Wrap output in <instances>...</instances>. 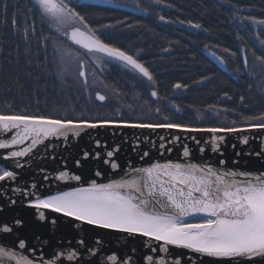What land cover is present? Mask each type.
<instances>
[{
  "label": "snow or ice",
  "instance_id": "snow-or-ice-1",
  "mask_svg": "<svg viewBox=\"0 0 264 264\" xmlns=\"http://www.w3.org/2000/svg\"><path fill=\"white\" fill-rule=\"evenodd\" d=\"M137 5V0H126L121 7L139 8ZM4 7L6 9L7 5L4 4ZM35 7L50 27L62 32L88 53L98 54L99 59L93 57L97 61L107 57L108 62L122 64L137 72L141 78H146L150 85H156L153 71L146 62H141L139 55L106 42L98 34L99 30L89 28L86 15L77 10V7L101 6L77 5L76 0H36ZM159 19L162 22L165 20L164 16ZM78 21L89 30L72 29L71 26ZM252 23L264 25V20H253ZM189 24L196 29L201 27ZM260 43L264 45V41ZM60 55L64 64L62 70L78 59L70 48H62ZM208 55L219 64L224 63L214 52ZM80 64L83 67V61ZM79 75L84 77L85 72L81 70ZM175 88L180 89L181 84L176 83ZM224 95L227 97L228 94ZM151 96L156 97L157 92L152 91ZM98 99L105 101L106 97L98 95ZM155 111L159 113L160 109ZM108 128L209 133L211 140L207 145H202L195 136H186L185 139H191L201 155L210 151L222 156L223 134L264 130V113L248 117L239 127L193 126L172 122L168 116L163 122H144L133 119L90 120L82 116L72 118L28 111L0 113V130L6 135L11 133L10 139H0V150H8L6 155H0V159L16 161L14 168L0 167V213L4 207H14L22 198L27 207L34 209L40 222L56 224L60 217L70 218L146 241L141 244L143 251L137 256L135 248L126 253L105 251L99 237L95 238L94 247L80 239L77 244L83 246V252H69V264L73 261L75 264H197L193 257L214 258L216 264H231L238 259H242L244 264H264V170L230 169L223 159L217 165L194 162L186 145H182V160H152L140 167L129 162L125 169L118 159L121 144L109 145L107 141L102 143L100 139H95L98 151L94 155L84 151L82 156L84 160L92 156L107 166L112 174L107 182H100L106 171L96 169L87 179L83 174L60 170L55 179L63 182L64 187L55 192H41L36 184L29 188L27 184L18 183L21 170L29 166L27 159L38 154L35 151L38 146L54 149L56 144L50 141H60L66 146L70 138H79L87 130ZM159 140L158 144L149 141V148L140 152L138 149L143 141L138 139L131 150L141 161L150 157L152 149L163 156L165 152L173 151L172 146L180 143L181 136L174 135L170 140L161 136ZM241 143L248 145L249 137L245 135ZM259 145V150L236 152L237 159L232 163L238 165L242 155L264 158V138H260ZM13 148L19 150H11ZM75 167H81V160L75 161ZM43 179L48 181L50 178L45 175ZM49 213L57 215L50 219ZM23 224L24 221L18 217L0 215V264H64L63 249L44 253L47 245L32 244L29 237L20 234ZM174 249L187 250V254L177 253ZM38 250L41 253L39 257L36 256ZM199 264H204V261L200 260Z\"/></svg>",
  "mask_w": 264,
  "mask_h": 264
},
{
  "label": "trees",
  "instance_id": "trees-1",
  "mask_svg": "<svg viewBox=\"0 0 264 264\" xmlns=\"http://www.w3.org/2000/svg\"><path fill=\"white\" fill-rule=\"evenodd\" d=\"M137 3L139 8L133 11L106 5L77 10L106 42L139 55L154 73V86L107 57L101 66L94 64L86 54H98L88 53L50 27L36 12L34 0H3L0 113L28 111L144 122H163L168 116L172 122L200 127H239L248 117L264 113V45L260 43L264 25L252 23L264 20V0ZM76 4L98 5L80 0ZM189 22L201 27H191ZM67 45L81 51V58L91 66L94 75L89 80L75 66L62 70L60 50ZM207 49L220 54L231 72L217 66L206 55ZM82 68L79 64V71ZM152 90L157 98L151 96ZM97 92L105 95V101L97 99Z\"/></svg>",
  "mask_w": 264,
  "mask_h": 264
},
{
  "label": "water",
  "instance_id": "water-1",
  "mask_svg": "<svg viewBox=\"0 0 264 264\" xmlns=\"http://www.w3.org/2000/svg\"><path fill=\"white\" fill-rule=\"evenodd\" d=\"M81 2L106 5L111 7H121L123 4H119L115 0H80ZM129 10H136L133 7H121ZM75 29V28H73ZM84 30V29H82ZM72 42V41H71ZM73 43V42H72ZM74 44V43H73ZM78 46V45H77ZM80 47V46H79ZM209 52H214L217 57L221 58L224 63L219 64L217 60H214L208 55ZM206 55L221 69L226 72H231L228 68L224 58L217 52L207 49L205 50ZM244 66L248 70V60L244 51H242ZM155 91V90H152ZM98 95H103L102 93H96ZM154 98H157L154 97ZM99 100V99H98ZM102 102V101H101ZM115 133V134H113ZM181 136V141L179 144L173 145V151L171 153L165 152L161 156L155 149L151 150L150 157L145 158L144 161L139 159V156L131 150V147L136 144L139 139L143 141L140 149L138 151L142 152L149 148V141L158 144L160 142L159 138L161 136L168 138L169 140L174 136ZM225 140L221 142L223 155L212 154L210 151L201 155L198 151V146L191 141V139H185V137L195 136L201 141L202 145L210 144L211 134L209 133H182L176 130L158 129L153 131L151 129H97V130H87L86 134H82L79 138H70L66 142V146L60 141H50V143H55L56 147L45 148L43 145L38 146L35 150L36 155L32 158L27 159V165L21 170V179L18 181L19 184H27L31 188L32 184H36L39 191H52L55 192L64 187L63 182H57L55 179L58 176L60 170H71L76 174H83L84 178L87 179L92 176L96 169H101L106 171L105 177L100 182H107L108 179L112 178L110 170L107 166L103 165L100 161L95 160L92 156L88 160H84L82 153L88 151L94 155L98 149L95 147V139H100L102 143L107 141L109 145L121 144V151L118 153V159L122 168L127 169L129 162L136 167L146 165V163L152 160H182V145L189 147L192 155L191 159L194 162H211L213 165H217L218 161L223 159L227 161V168H237L244 170H264V158L257 159L254 155L245 156L242 155L239 158V164L234 165L233 160H236V152L247 153L254 150H259V140L264 138V130H254L247 133H224ZM247 135L249 137V144L243 145L241 143L243 137ZM11 133L4 134L0 130V139H10ZM127 141V143H125ZM28 142H25V145ZM49 143V142H46ZM235 145V148H233ZM11 150H19L18 148H13ZM8 150H0V155H6ZM81 160V167H75V161ZM23 163V161H21ZM16 165L15 160H3L0 159V166H7L9 168H14ZM43 169V171H41ZM47 175L50 179L45 181L43 177ZM118 178V177H117ZM11 183V182H10ZM75 183V182H72ZM7 186V185H6ZM36 191V189H32ZM5 218L18 217L24 221L23 227L20 229V234L30 238L32 244L42 245L45 244L44 253L56 250L60 252L63 249L64 264H69L67 261V254L73 250H78L83 252V246H79L77 241L84 239L88 246L94 247V240L99 237L103 241V248L105 251H119L128 252L131 248H135L136 255L139 256L143 251L141 248L142 243H146L140 237L129 236L125 233H117L109 230H103L96 228L94 226L82 224L79 222L72 221L70 218L60 217L56 224H51L50 222H40L36 219L35 211L32 208L26 206V202L21 198L18 200L17 204L12 207H4L2 213H0ZM57 214L49 213V218ZM35 237V238H34ZM38 238V239H36ZM175 252L186 253L187 250L174 249ZM25 254V253H20ZM41 253L39 250L36 256L39 257ZM87 258V257H86ZM199 264L200 260L204 261V264H216L214 258L208 257H193ZM75 264V262H71ZM227 264V262H225ZM231 264H244L242 259L232 261Z\"/></svg>",
  "mask_w": 264,
  "mask_h": 264
},
{
  "label": "rangeland",
  "instance_id": "rangeland-1",
  "mask_svg": "<svg viewBox=\"0 0 264 264\" xmlns=\"http://www.w3.org/2000/svg\"><path fill=\"white\" fill-rule=\"evenodd\" d=\"M34 2H35V4H36V0H34ZM46 21V20H45ZM47 22V21H46ZM48 23V22H47ZM49 24V23H48ZM71 28L73 29V28H85V29H87L86 27H85V25L82 23V22H77L76 24H74V25H72L71 26ZM54 29V28H53ZM55 30V29H54ZM56 31V30H55ZM69 31H70V29H69ZM57 32V31H56ZM60 35H64L62 32H58ZM63 48H70V49H72V51H73V53H74V55H76V56H78V59H80L81 61H83V68H82V70L85 72V76L83 77L85 80H89L88 78H90V77H93V71H92V69H91V66L87 63V61H85L84 60V58L82 57L81 58V56H82V54H81V51H79V50H77V49H75V48H73L72 46H70V45H67L66 47H63ZM89 57V60H91L94 64H96V65H98V66H101L102 64H104V62H105V58L104 57H101V59H100V61H97L96 59H99V56L98 55H87L86 54V57ZM96 58V59H94V58ZM78 59H76L74 62H72V63H70V64H68V66L67 67H69L70 65H72V67H76V70H77V72H79L80 73V71H79V64L80 63H76L77 61H78ZM83 59V60H82ZM87 65H88V67H87ZM62 67H64V64H63V66ZM98 93V92H97Z\"/></svg>",
  "mask_w": 264,
  "mask_h": 264
}]
</instances>
